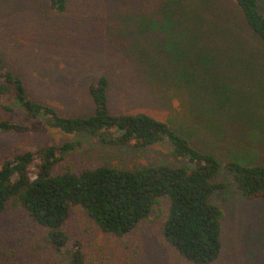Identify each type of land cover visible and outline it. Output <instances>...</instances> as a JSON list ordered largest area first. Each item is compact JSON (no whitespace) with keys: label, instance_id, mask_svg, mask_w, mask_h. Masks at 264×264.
Masks as SVG:
<instances>
[{"label":"rangeland","instance_id":"1","mask_svg":"<svg viewBox=\"0 0 264 264\" xmlns=\"http://www.w3.org/2000/svg\"><path fill=\"white\" fill-rule=\"evenodd\" d=\"M258 10L264 15V0ZM0 57L33 99L61 116H92L89 88L105 77L113 115L146 114L215 157L213 181L225 188L211 198L224 213L222 253L212 264H264V198H245L227 171L231 162L264 166V42L235 0H68L62 13L49 0H0ZM8 104L0 96V119L30 130L0 134V166L13 151L72 144L56 173L194 167L169 142L136 147L70 135ZM168 207L161 200L124 237L77 208L64 227L68 246L57 253L14 198L0 215V264H72L76 241L83 264H195L164 237Z\"/></svg>","mask_w":264,"mask_h":264},{"label":"trees","instance_id":"2","mask_svg":"<svg viewBox=\"0 0 264 264\" xmlns=\"http://www.w3.org/2000/svg\"><path fill=\"white\" fill-rule=\"evenodd\" d=\"M68 0H49L50 10L65 12ZM247 24L264 42V15L258 0H235ZM108 81L101 77L90 85L95 104L90 117H64L48 104L33 99L23 80L11 73L0 57V96L12 104L5 108L24 111L30 120H45L66 134H88L106 143L148 147L169 142L174 155L194 167L169 164L139 169L101 166L81 172L56 173L72 144L46 146L30 151H13L0 166V215L14 198L29 216L47 230L50 245L63 253L69 237L64 230L75 209H83L95 224L110 235L124 237L150 218L161 200L169 202L163 234L188 261L212 264L222 253L223 211L211 203L215 193L225 188L213 179L221 164L201 153L169 125L146 114L113 115L107 104ZM29 126L0 119V134L24 133ZM227 171L242 195L264 198V166H245L236 162ZM83 246L74 244L72 264H83Z\"/></svg>","mask_w":264,"mask_h":264}]
</instances>
